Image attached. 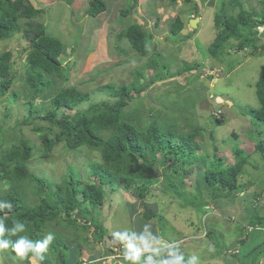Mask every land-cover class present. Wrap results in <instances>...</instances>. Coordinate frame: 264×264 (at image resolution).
I'll use <instances>...</instances> for the list:
<instances>
[{"label": "trees", "instance_id": "obj_1", "mask_svg": "<svg viewBox=\"0 0 264 264\" xmlns=\"http://www.w3.org/2000/svg\"><path fill=\"white\" fill-rule=\"evenodd\" d=\"M54 1L57 0H48L49 3ZM63 1L67 4L73 2ZM175 1L169 0L170 4ZM201 1L210 7L216 5L215 0ZM182 2L190 5L195 16H199L196 15L199 4H196L195 0ZM257 2L260 6L256 10L245 8L243 0H218L217 11L213 17L215 35L205 46L207 57L219 59L231 51L241 52L243 58L262 53L258 50L259 47L264 50V45L258 44V28L264 27V0ZM106 9L105 0H88L84 14L96 17ZM130 9L122 8L120 13L124 16ZM44 13L45 8L42 5L35 6L30 0H0V40L9 37L19 23L23 29L22 37L26 41L23 50V84L18 90H10L7 94L13 104L18 98H22L20 106L25 114L21 120L15 121V126H31L39 143L36 145L31 142L23 135L22 129H18L16 142L4 148L0 147V199H7L13 204L11 210H0V221H3L6 228L12 227L14 218L26 224L24 232L9 237L10 239L16 240L19 236H26L32 241H42L50 229L55 235L50 248L54 253L57 252L59 263L83 264L81 258L77 260L71 252L67 254L70 251L67 243L77 241L78 246L71 251L82 257L80 243L85 242V238H82L81 242L77 239L80 229L86 232L92 228L91 234L96 241H102L106 236L107 231L99 219L101 213L93 209L104 204V185L107 182L117 189L134 187L139 198L143 199L149 186L161 178L167 189L181 197L185 194L183 178L193 170V167L188 169L186 166L195 159L204 161L206 166L197 174L195 188L211 191L213 204L218 207L221 201L226 204L220 197L233 199L244 190L237 177L243 172L252 150L244 144L234 143L231 150L232 163L227 162L215 151L209 160L207 152L197 153L196 151L203 147L205 134L211 136L214 130L193 121V112L186 101V96L189 97L190 94L183 96L185 93H178L180 88L184 89L182 92L188 91L184 83H171V86L175 87L173 96L179 100L178 103L174 101L170 104L166 98L156 96L159 105L147 108L143 101H139L136 107L130 105L132 100L138 99L140 93L156 81L166 76L171 78L184 71L199 69L203 63L183 62L176 72H170L168 65L161 60L159 53H156L132 72L133 79L130 82L119 85L105 84L99 89L104 91L108 98L95 102L91 100V103L83 108L84 103L90 100L89 92L80 91L75 86L58 84L65 82L69 77V69L62 65V59L68 54H75L78 40L74 42V46L67 47L59 37L49 33L45 23L38 20ZM183 29V20L175 16L170 22L169 35L180 34ZM117 38L126 39L131 49L140 56H148L154 47L152 33L143 29L137 22L120 28ZM167 39L171 40V37ZM115 48L118 51L123 50L120 46ZM13 67L12 52H0V97L7 93L15 79ZM146 69L152 70L148 78L144 75ZM254 87L259 106H248L244 111V108L239 109V112L242 116H247V113L250 116L246 133L247 138L254 142L251 146L253 151L264 152V68L259 71ZM9 108L6 104L4 118L9 117ZM170 110L179 112L178 117ZM38 120L45 121V124H39ZM209 120L211 126L215 127L223 123V119L218 116H211ZM0 130L4 132L1 125ZM256 136L260 137L258 142L254 140ZM61 143L68 150L86 147L98 153L100 161L89 165L87 181L82 180L73 162L68 163L61 182H55L29 169V160L32 157L39 155V158L45 160L50 157L51 150ZM261 192L262 190H259L248 194L247 199H257ZM197 197L198 195L187 198V201H194L197 207L206 204L197 200ZM243 197L246 198L245 195ZM253 206L252 201L246 206L249 214L245 227L238 225L236 229L241 233L247 227L245 238L241 242L255 244L244 254L225 257V264H255L261 253H264V215ZM147 207L149 208V205ZM197 214L198 229L211 236V231L206 230L207 225L205 226L201 219L203 214ZM152 215V210H146L143 218L148 219ZM70 228L73 238H64L63 234ZM218 245L222 246L223 243ZM4 252L15 255L10 248L0 250V253ZM162 254L161 258H165ZM248 257L249 260H246ZM43 261V264H51Z\"/></svg>", "mask_w": 264, "mask_h": 264}, {"label": "rangeland", "instance_id": "obj_2", "mask_svg": "<svg viewBox=\"0 0 264 264\" xmlns=\"http://www.w3.org/2000/svg\"><path fill=\"white\" fill-rule=\"evenodd\" d=\"M30 1L35 6L42 5L45 8V13L38 20L45 23L49 33L59 37L67 47L74 46V42L78 40L75 54L72 56L68 54L62 59V65L69 69V77L65 82H59V85H73L76 88L94 91L91 93L94 101L100 98L104 100L107 95L98 87L107 83L118 85L130 82L133 79L132 72L140 68L156 53H159L161 60L168 65L170 72H176L183 62H201L203 66L199 69L184 71L171 78L166 76L156 81L152 86L144 89L138 99L132 100L130 105L136 107L139 101H143L147 108L159 105L156 96L166 98L170 104L174 101L178 103L179 100L173 96L175 87H172L171 83L176 81L184 83L188 91L182 92L184 89L180 88L181 93H178H185L183 96L190 94L189 97L186 96V101L193 112V121L204 125L207 129L214 130L211 136L205 134L202 141L203 147L199 148L197 153L207 152L209 160L215 151L227 162L232 163L231 150H233L234 143L244 144L250 151L252 150L243 172L237 177L238 182L244 186V190L239 195H235L233 199L220 197L226 204L221 201L219 207L213 204L211 191L205 188H195L197 174L206 167L204 161L198 159L186 166L188 169L193 167V170L183 178L185 194L181 197L167 189L161 178L149 186L143 199L139 198L134 187L117 189L112 186V183L107 182L104 185L106 189L104 204L93 209L101 213L98 217L107 231L106 236L102 241H96L91 234L92 228L86 232L80 229L77 232L79 235L77 239L81 242V239L85 238V242L80 243L82 257L71 251L75 250L76 245L78 246L77 241L67 243L70 246L67 254L71 252L77 260L81 258L83 264H130L123 257L125 242L113 237L114 233L124 231L134 232L137 236L144 235L149 248L162 247V244H157L152 239L153 236L160 238L162 243L178 245L185 261L195 256L198 257L197 264H225L223 260L225 257L232 254H244L248 248L253 247L254 242L247 244L241 242L245 238L247 227L241 233L236 228L238 225L245 227L249 214L246 206L251 201L253 207L264 215V152L253 151L251 146L254 142L247 138L246 133L249 129V118L242 116L239 111L258 104L254 83L259 71L264 68V50L259 47L258 50L262 53L245 58L241 52L233 51L229 54L225 53L219 59L207 57L205 46L215 35L213 17L217 11L218 0H215L216 5L212 7L207 3H201V0H195L196 4H199V13H196L199 16H195L191 6L184 4L182 0H176L174 4H170L169 0H105L107 9L96 17L84 14L88 0H73L72 4H67L63 0L51 3L48 0ZM132 1L135 3L133 4ZM243 1L247 9L257 10L260 6L257 0ZM122 8L131 9L123 16L120 13ZM175 16L183 20L184 29L180 34L170 36L169 26ZM194 17L197 18L196 28L190 24L191 18ZM132 22L139 23L143 29L152 33L154 47L151 48L148 56H140L131 49L126 39L117 38L120 28ZM17 26L9 37L0 40V52L5 50L12 52L13 69L15 70V79L7 93L0 97V125L4 128V132L0 130V147L2 148L16 142L18 129H22L23 135L31 142L39 145L37 134L31 126H15V121L21 120L25 114L20 106L22 98H18L13 104L7 95L10 90L21 88L24 81L25 52L23 50L26 41L22 37L23 29L19 23ZM260 28L262 27L258 28L260 32L258 44L264 45V32L260 31ZM168 37H171V40H168ZM115 46H120L123 50L118 51ZM151 74V69L145 70V78L150 77ZM213 95L215 96L212 102ZM218 95L225 100L232 101V104L216 102ZM6 104L10 107V114L9 117L4 118ZM45 104L48 106L47 103ZM86 107L85 102L83 108ZM172 113H175V117L179 115L176 110ZM211 116L220 117L223 123L217 124L216 127L211 126L212 123L209 120ZM38 123L45 124V121L38 120ZM259 138L256 136L254 140L258 142ZM262 138L264 140V136ZM39 157L36 155L29 160V169L55 182H61L70 162L74 163L82 180L87 181L86 174L90 170L89 165L100 161L97 152L86 147L68 150L62 143L51 150L49 158L44 160ZM93 181L98 183L97 180ZM1 187L2 183H0ZM259 190L262 192L257 199H247L248 194ZM195 195H198L197 200L206 204L197 207L194 201H189V199L187 201V198L195 197ZM216 195L218 196V193ZM244 195L246 198L243 197ZM144 204L149 205V208ZM146 210L153 212L148 219L143 218ZM198 212L203 214L201 219L205 222L204 225H207L206 230L211 231V236L206 235L204 230L198 229ZM159 216H161L160 219ZM145 225H150L148 232L144 230ZM67 230L68 232L63 234L64 238H73L72 228ZM49 232L50 229L47 233ZM149 232L151 235L148 234ZM132 242L144 247L135 238ZM220 243L223 245H218ZM50 247L51 245L43 254V260L51 264H60L57 252L54 253ZM161 253L166 258V253L163 251ZM29 255L32 256L31 264H43L33 254ZM147 255H153V253L145 252L141 257V264ZM249 257L246 260H249ZM153 258L154 260L162 259L161 256L155 255ZM0 264H30V261L20 260L13 253L4 252L0 253ZM255 264H264V253H261Z\"/></svg>", "mask_w": 264, "mask_h": 264}, {"label": "clouds", "instance_id": "obj_3", "mask_svg": "<svg viewBox=\"0 0 264 264\" xmlns=\"http://www.w3.org/2000/svg\"><path fill=\"white\" fill-rule=\"evenodd\" d=\"M259 30L264 32V27L260 28ZM78 89L80 91L89 92L90 100L88 99L86 101L87 105L91 103V100L94 101L93 95L91 96V93L94 91L83 90L79 87ZM220 97L222 98V96ZM222 99L223 102L226 103L224 101L225 99L224 98ZM97 101H102V99L100 98ZM254 106H259V104ZM247 117L250 119V116L248 114ZM12 208H13V204L11 201L7 199H0V210L2 209L11 210ZM149 228L150 225H145L144 226L145 232H148ZM25 230H26V224L18 219L15 218L13 219V224L12 227L10 228H6L3 221H0V250L10 248L12 252L15 253L16 257H18L20 260L28 259L30 261V264L32 261V256L29 255L30 253L33 254L39 261H43L44 259L43 254L48 251V246L55 239V235L52 232H49L42 241H32L28 239L26 236H19L16 240H12L9 238L12 236H17L19 233H22ZM148 234L151 235L150 232ZM113 237L116 240L125 242V251L123 253V257L126 261H129L130 264H141V257L145 252H151L155 256H160L162 251L166 253V258H162L160 260H154L153 255H147L144 257L143 264H197L198 257L193 256L190 258V260L185 261L184 256L179 251L178 245L162 243L160 238L155 236H153L152 239L157 244H162V247L149 248L147 246V242L145 240L144 235L137 236V234L134 232L133 233H129L128 231L116 232L113 234ZM133 238L139 241V244L144 245V247H140L138 244H134L132 242Z\"/></svg>", "mask_w": 264, "mask_h": 264}, {"label": "water", "instance_id": "obj_4", "mask_svg": "<svg viewBox=\"0 0 264 264\" xmlns=\"http://www.w3.org/2000/svg\"><path fill=\"white\" fill-rule=\"evenodd\" d=\"M190 24L193 28H196L197 24V18H191ZM227 104H231L232 102L230 100H224ZM216 102L221 103L223 102V99L220 96H216Z\"/></svg>", "mask_w": 264, "mask_h": 264}]
</instances>
